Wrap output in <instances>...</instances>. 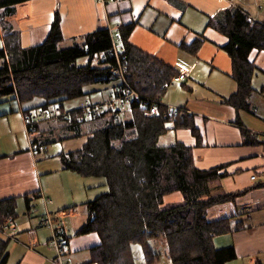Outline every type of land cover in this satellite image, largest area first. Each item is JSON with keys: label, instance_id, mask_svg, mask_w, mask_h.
I'll return each instance as SVG.
<instances>
[{"label": "trees", "instance_id": "trees-1", "mask_svg": "<svg viewBox=\"0 0 264 264\" xmlns=\"http://www.w3.org/2000/svg\"><path fill=\"white\" fill-rule=\"evenodd\" d=\"M27 1L0 0V21L5 31V47L0 49V97L17 94L20 102L42 98V103L23 108L27 117L37 106L48 109L59 103L62 107L64 100L86 96L91 91L85 87L93 83L115 82L113 89L121 87V76L142 97L140 102L129 103L133 112L129 120H123L120 108L103 107L101 101L91 103L100 106L92 107L89 113L80 107L61 115L62 120L70 122L69 134L61 139L82 137L87 135L83 126L91 127L82 148L59 155L63 168L103 176L108 189L87 202V220L79 230L99 234L97 261L135 264L129 252L139 243L147 263L152 264L159 258L150 245L156 239L165 241L172 264H226L235 259L233 246L217 248L214 244L215 234L229 231L228 219L207 218L210 207L240 194L222 188L221 181L229 175L228 166L201 169L196 165L193 147L180 141L161 143L170 132L190 126L197 146L202 144L197 128L186 115L170 116L162 104H158V114L146 115L151 100L161 97L178 70L128 42L133 24L119 30L125 55L119 61L109 53L114 42L107 28L75 37L66 45L58 12L46 39L23 47L19 32L6 18L13 14L15 5ZM209 25L228 38L222 48L232 60V77L238 85L235 93L222 97V102L248 109L257 71L249 55L254 49L264 50V23L253 22L242 7L231 6L211 18ZM200 43L189 45L190 50L196 52ZM81 58L87 61L78 63ZM118 62L126 63L122 73ZM243 134L245 144L257 142L247 139V131ZM43 144L47 148L48 143ZM175 191L181 192L182 202L166 204L164 196ZM14 209V198L0 201V223L5 216L13 215ZM8 242L9 238L0 235V264L7 262Z\"/></svg>", "mask_w": 264, "mask_h": 264}, {"label": "crops", "instance_id": "crops-1", "mask_svg": "<svg viewBox=\"0 0 264 264\" xmlns=\"http://www.w3.org/2000/svg\"><path fill=\"white\" fill-rule=\"evenodd\" d=\"M253 4H239L232 0H29L15 5L13 14L6 19L19 32L23 47L41 44L46 39L56 12L60 16V28L65 42L99 28H107L112 34L113 42L117 41L118 48L124 50L119 30L125 25L133 24L128 42L162 62L176 69L178 63H185L191 69L193 58L195 61L211 64L215 71L222 72L234 81L232 60L222 48L228 38L210 26L209 21L231 6H240L251 18L258 17L259 22L264 23V18L260 17L258 11L260 6L255 3L254 10L250 9ZM4 33L0 21V49L5 47ZM196 41L201 43L197 51L193 52L189 45ZM249 59L257 69L264 72V50H252ZM181 83L183 88H192L186 79ZM225 86L230 94H218L220 100L189 104L186 107L190 112L186 119L194 123L201 136L200 146H197V139L190 126L172 131L169 139L170 142L174 139L193 147L196 165L201 169L228 166L229 175L221 181L222 188L227 192L240 194L232 201L216 204L207 210L209 221L228 219L229 231L215 234L214 244L216 247H234L236 258L227 264H264V83L261 88L254 87L255 90L248 98V109H236L223 103L222 97H228L237 91L230 83ZM15 98L18 99L17 94ZM18 101L21 106L19 99ZM193 110L197 114L191 113ZM243 113L247 115L243 116ZM24 117L21 108V123ZM57 122L52 120L51 123H39L40 129L38 128V134L34 137L39 140V146L49 142L45 135L53 129H66L69 132L70 122L54 127ZM243 131L248 132L247 139L257 142L245 144ZM63 136L58 135L53 140ZM41 152L46 154L43 149ZM253 175L256 176L255 179H252ZM24 184L26 182L20 186L26 187ZM15 186L14 182L7 190H3L0 201L15 199V196L6 192L15 190ZM44 190L41 185L37 190L41 194H36V191L31 196L26 194L28 221L22 225L17 224L15 236L8 237L15 242L12 247L14 253L19 255L17 264H57L59 261L63 264H100L97 261V248L101 244L99 234L79 233L87 220V211L86 214L76 211L66 218L69 231L63 237V243L67 247V253L61 254L50 244L53 232L42 224L41 217L47 210L54 212L75 206L48 198L49 203L45 204L46 198L43 202L40 198L42 194L46 197ZM167 197L164 198L165 202ZM10 216L15 218V209L13 215L5 217ZM3 224L1 222L0 226ZM162 242L165 243L161 241L160 244ZM8 252L6 264L11 260V250Z\"/></svg>", "mask_w": 264, "mask_h": 264}, {"label": "rangeland", "instance_id": "rangeland-1", "mask_svg": "<svg viewBox=\"0 0 264 264\" xmlns=\"http://www.w3.org/2000/svg\"><path fill=\"white\" fill-rule=\"evenodd\" d=\"M235 3H254L250 5V9L254 10L255 3L260 6L258 11L260 17L264 18V0H232ZM256 10V9H255ZM66 45L70 44V40H66ZM192 60V66L188 77L186 78L187 84L192 87L191 89L187 86L182 87L181 82L171 83L167 89L161 94V102L168 108H181L188 107L189 104H201L202 102H213L220 100L218 94H230L227 91L226 86L228 83L234 85L235 89L236 82H234L229 76H226L222 72L215 71L211 64L200 61ZM86 58H81L78 63L86 62ZM226 80V83H222ZM264 83V72L257 69L256 74L253 78V87L258 86L261 88ZM115 82L109 83H93L85 87L86 91H91L86 96L72 98L62 101V108L59 107V103L52 104L48 109L42 107L33 108L31 115L36 118L39 123L42 121L51 123L52 120L57 122L54 127H60L64 125L66 121L61 119V116H49L50 112L54 108H59L65 115L68 110H75L80 107H85L88 103L101 101L103 107L105 101L113 94V86ZM44 100L39 97L33 98V100L21 102L15 98V94L0 97V193L7 190L14 182L16 183L15 190H8V194L15 196L16 205V224L22 225L28 221L26 211L27 206L25 202V196L33 195V191L37 193L41 185L45 188L44 194L40 196L42 202L44 199H52L55 202H69L72 206H75L76 211H83L86 214L85 207L87 202L96 199V197L104 192H107V186L103 176L96 175H85L78 173L72 169H64L60 160V154L62 152H68L82 148L87 141V136L91 130L90 126L84 125L83 129L87 135L77 138L68 139H54L58 135L69 134L68 130L64 129H53L52 132H48L45 135L49 140L47 144V151L45 155L41 152H37V156L31 152V140L34 137H29L24 120H19L21 115V108L34 107L42 103ZM118 108L123 111V120H129L133 116L131 106L127 104H119ZM6 111L8 113H6ZM46 113L44 116L40 113ZM193 114H197L196 111H191ZM247 115L246 113L242 114ZM51 118V120H49ZM50 128H53L50 126ZM40 129V125H39ZM173 132L162 137V144H171L175 140L172 139L170 142L169 136H172ZM90 135V134H89ZM89 137V136H88ZM177 141V140H176ZM264 180V179H262ZM26 182V187L20 186ZM26 188V189H25ZM4 190V191H3ZM27 190V191H24ZM164 202L166 204H173L182 202L183 196L181 192L175 191L164 196ZM46 213V212H45ZM2 219L1 222H4ZM18 228V226H17ZM69 231V229H68ZM9 234L0 232V235L4 238L9 237ZM164 241L162 239H156ZM151 241L150 245L154 252L159 254V258L152 264H172L171 259L167 255V247L165 243ZM165 242V241H164ZM15 242L10 239L7 245V252L11 250V260L9 264H17L19 255L13 251V245ZM220 248V247H217ZM14 253V254H13ZM130 256L135 264H148L145 258L144 249L141 244H133L130 248ZM66 263V262H65ZM228 262H226L227 264Z\"/></svg>", "mask_w": 264, "mask_h": 264}, {"label": "built area", "instance_id": "built-area-1", "mask_svg": "<svg viewBox=\"0 0 264 264\" xmlns=\"http://www.w3.org/2000/svg\"><path fill=\"white\" fill-rule=\"evenodd\" d=\"M101 2H104V0H98ZM253 22H258V17L251 18ZM117 41L113 43V48L109 51L110 55H113L117 58L119 61V57L125 59L124 50H120L117 46ZM123 54V55H122ZM101 59V57H99ZM120 60V61H121ZM126 63L124 62H118V70L120 73L123 72L125 69ZM177 70L178 74L173 77L171 83L173 82H181L186 79L187 73L190 70V67L185 63H178L177 64ZM119 73V74H120ZM121 87H115L113 89V94L109 97L107 101H105L106 107H113L117 108L118 103L119 104H127L132 101H138L140 102L142 100V97L138 91H136L133 87L129 85V83L125 80L123 76H121ZM161 97H155L151 100V104L149 105L148 109L146 110V115H156L159 113L158 104H162ZM103 104V103H102ZM101 104V106H102ZM91 103H88L83 107L84 113H89L92 107H98L99 104L92 105ZM163 108L165 109L166 114L170 116H184L190 114L189 110L187 108L181 107V108H168L164 104H162ZM46 113L41 112L40 115L44 116ZM64 115L62 111L59 108H55L52 112H50L49 116H61ZM25 126L28 132L29 137H35L38 134V128H39V121L36 120V118L32 115H29L27 117H24ZM41 149H44L43 151H46V146H39L38 143L34 142V140H31V151L34 155L37 154V152H41ZM256 176L253 175L252 179H255ZM49 200L45 199V204H48ZM76 213L75 208H64L60 209L54 212L46 211V213L41 217V222L45 227H49L52 232L53 236L50 240V244L53 245L56 249L59 250L61 254L67 253V247L63 243V237H65L68 233V227L66 223V218L69 216H72ZM4 224L0 226V232L3 233H10L9 238L15 236L17 233V224L14 217H5ZM33 231H30L32 233ZM57 264H63L61 261H59Z\"/></svg>", "mask_w": 264, "mask_h": 264}]
</instances>
